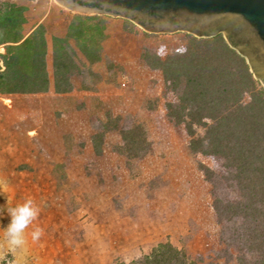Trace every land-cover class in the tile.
Wrapping results in <instances>:
<instances>
[{
    "label": "rangeland",
    "instance_id": "374dc122",
    "mask_svg": "<svg viewBox=\"0 0 264 264\" xmlns=\"http://www.w3.org/2000/svg\"><path fill=\"white\" fill-rule=\"evenodd\" d=\"M3 2L27 8L24 36L44 27L49 55L52 37H65L74 16L89 17L55 0ZM105 18L100 60L90 66L78 53L84 72L75 70L70 92L51 86L41 94L0 96V234L10 222L7 209L31 198L41 212L28 232L40 227L44 235L36 243L29 237L27 264H117L166 242L194 264H235L233 248L232 258L219 256L212 208L215 198L238 204L244 193L243 181L229 176L235 174L230 143L214 124L193 136L175 124L165 107L175 96L142 58L145 51L169 54L187 33L149 34L129 20ZM134 125L149 143L140 158L116 152L119 132ZM100 132L99 155L92 136ZM0 264L14 260L0 257Z\"/></svg>",
    "mask_w": 264,
    "mask_h": 264
},
{
    "label": "trees",
    "instance_id": "16d2710c",
    "mask_svg": "<svg viewBox=\"0 0 264 264\" xmlns=\"http://www.w3.org/2000/svg\"><path fill=\"white\" fill-rule=\"evenodd\" d=\"M26 11L14 2L0 3V45L5 47L0 55V96L41 94L51 86L57 93L70 92L75 70H79L77 75L84 72L77 67L78 53L90 66L100 60L98 49L106 38L105 16H74L65 37H52L49 55L41 24L23 35ZM184 37V45L169 54L161 57L145 51L142 58L148 68L161 72L167 89L174 94L175 101L165 107L175 124H183L189 136L198 127L214 124L225 136L226 145L230 143L229 166L235 174L229 176L243 181L244 193L238 204L213 200L223 245L219 256L232 258L233 248L235 264H264V88H258L245 59L222 35ZM85 72L89 73L90 67ZM103 130L109 129L104 125ZM119 134L122 145L116 148L118 154L140 158L147 153L149 143L142 126L134 125ZM102 138V133L92 136L99 155ZM206 174L210 177L212 173ZM117 264L194 263L184 251L166 242L157 244L140 263Z\"/></svg>",
    "mask_w": 264,
    "mask_h": 264
},
{
    "label": "water",
    "instance_id": "95a60500",
    "mask_svg": "<svg viewBox=\"0 0 264 264\" xmlns=\"http://www.w3.org/2000/svg\"><path fill=\"white\" fill-rule=\"evenodd\" d=\"M83 15L129 20L149 34L222 35L264 86V0H55Z\"/></svg>",
    "mask_w": 264,
    "mask_h": 264
},
{
    "label": "clouds",
    "instance_id": "9594fccd",
    "mask_svg": "<svg viewBox=\"0 0 264 264\" xmlns=\"http://www.w3.org/2000/svg\"><path fill=\"white\" fill-rule=\"evenodd\" d=\"M40 212V206L31 198L7 209L10 222L0 234V257L11 255L14 264H27L29 237L36 243L44 235V230L40 227L28 232Z\"/></svg>",
    "mask_w": 264,
    "mask_h": 264
},
{
    "label": "crops",
    "instance_id": "0c3cea01",
    "mask_svg": "<svg viewBox=\"0 0 264 264\" xmlns=\"http://www.w3.org/2000/svg\"><path fill=\"white\" fill-rule=\"evenodd\" d=\"M45 16H46V17H44V18L42 19V23L46 21L47 15H45ZM123 255H124V254H123ZM145 255H148V253L141 254V255H139V257L137 256V257H135V258H133L132 260H129V261H127V260L125 259V258H126L125 256H122V257H123V258H122V262H125V263H140Z\"/></svg>",
    "mask_w": 264,
    "mask_h": 264
}]
</instances>
